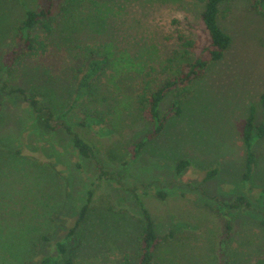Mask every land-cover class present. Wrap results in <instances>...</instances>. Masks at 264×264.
<instances>
[{
    "label": "rangeland",
    "instance_id": "374dc122",
    "mask_svg": "<svg viewBox=\"0 0 264 264\" xmlns=\"http://www.w3.org/2000/svg\"><path fill=\"white\" fill-rule=\"evenodd\" d=\"M46 1L0 0V93L2 83L9 86L0 138L7 143L13 140L9 146H15L16 154L21 151L16 155L0 149V194L7 197L0 198V208H5L2 219L18 222L17 213L9 216L7 206L18 208L23 220L30 219L24 206H39L42 213L32 225L36 231L31 236L45 233L53 241L62 240L88 203L90 191L87 220L76 235L80 245L67 241L77 264H123L127 257L137 261L140 200L160 236L175 232L159 247L160 264H218L224 257L229 264H257L264 258V198L257 202L264 189V139L254 145L258 164L253 177L250 183L243 181V130L252 108L256 125L264 124V16L254 9L252 0H233L222 6L220 23L233 39L231 47L187 92L170 93L161 102V115L169 119L166 129L138 157L133 145L153 134L155 125L135 105L128 109L123 101L135 96L152 67L164 78L161 68L170 57L181 64L180 32L195 39L204 37L203 6L197 0H95L104 12L96 10V27L81 33L79 47L113 45L117 53L130 55L128 59H134L139 70L118 78L115 96L120 97L118 109L123 108L125 116L120 122L115 114L113 127L107 124L113 128L112 135L102 136L100 127H77L82 120L80 110L64 120L95 144L91 158L80 155L64 128L52 132L40 127L30 117L24 99L12 94L24 88L41 94L45 108L62 112L70 107L72 70L85 55L80 49L70 46L5 67L19 45L17 28L26 10L43 8ZM177 99L183 109L179 116L172 112ZM183 160L190 165L179 174L177 165ZM214 169H218L216 177L206 180ZM241 196L249 206L242 205L227 216L219 212L222 202L233 203ZM11 263L16 264L15 259Z\"/></svg>",
    "mask_w": 264,
    "mask_h": 264
},
{
    "label": "trees",
    "instance_id": "16d2710c",
    "mask_svg": "<svg viewBox=\"0 0 264 264\" xmlns=\"http://www.w3.org/2000/svg\"><path fill=\"white\" fill-rule=\"evenodd\" d=\"M197 1L203 6L200 19L204 28V37L195 39L180 32L177 40L184 50L181 64L176 65L177 58L170 57L167 60L168 63L161 68L164 78L157 76L158 74L155 73L158 70L152 67L138 85L139 88L135 91V96L123 101L126 103L125 105H128V109H130V106L135 105L138 113L144 115L155 125L153 134L147 135L142 141L133 145V152L137 157L150 140L161 135L166 129L169 119L161 115V102L170 93L182 94L187 92L195 81L206 75L207 70L213 63L219 62L225 57L226 52L233 43L232 37L225 32L220 23L222 6L231 3L233 0ZM252 4L254 9L264 16V0H252ZM96 10L100 14V11H103L100 9L99 2L95 0H47L46 6L43 8L26 10L22 24L17 28L19 45L11 53L9 64L5 65L6 69H10L20 59H41L56 50L71 49L70 46L80 49L85 54L84 59L72 70L73 96L71 97L70 107L66 111L56 112L52 108H45L42 105V96L39 93L24 88H17L12 91L15 92L12 94L20 95L28 104L30 117L40 127H45L52 132L57 131L60 127L64 128L67 134L72 137V143L76 150L85 158L94 156L95 144L75 131L72 126L65 124L64 120L71 113L80 110L82 120L77 127L85 130L100 127L102 136L112 135L113 128H110L107 124L110 122L113 127L112 121H114L115 114L117 116L116 120H120V122L123 121L125 116L123 108L118 109L117 104L118 102L121 103L120 97L115 96V90H117V87L119 88L118 78L125 72L139 70L134 59H128L130 55L117 53L113 45L99 44L79 47L81 33H84L87 27H96ZM40 30L42 34H40ZM38 31L39 33H37ZM143 70L144 68H141V72ZM2 84L0 127L3 120L4 98L7 95L5 92L9 88L6 82ZM262 105L264 107V94L262 95ZM172 112L177 116L183 113L179 99L174 102ZM133 115L132 113L131 116ZM37 136H42L41 132H37ZM261 139H264V124L256 125V111L252 108L243 130V141L246 147L244 182L250 183L253 177L258 164L254 145L257 140ZM12 142L7 143L6 140L2 141L0 138V149L3 148L11 154H16L13 149L15 146L13 148L9 146ZM3 143L8 144V147H3ZM20 153L21 151L17 150L16 155ZM189 165L190 163L186 160L179 162L177 165L178 173L181 174ZM53 170L58 172L54 168ZM217 174L218 169L209 171L206 180L215 178ZM1 195L0 198L2 199L6 197ZM91 195L92 193L89 191L88 203L82 206L79 217L69 226L67 237L57 241H53L45 233L38 237L31 236L33 231H36L32 225L37 219H40L42 213L39 206L36 208L23 207L30 213V219L28 220L19 218L18 208H14L13 205L7 206L6 209L10 210L8 212L9 216L17 213L18 222L3 220L5 208H0V212H2V215H0V264H12L13 259H15L16 264L26 260L33 264H77L74 250L69 251L67 241H73L75 247L80 245V240L76 238V235L87 220ZM158 196L165 198V194L162 192H159ZM263 198L264 189L257 198V202H261ZM139 203L142 208L139 237L140 251L135 263L127 257L123 264H160L158 262L159 247L162 243L172 239L175 232L167 236H160L150 211L141 200ZM1 204L3 203L1 202ZM242 205L249 206L247 199L241 196L233 203L222 202L219 212L227 216L231 211L240 208ZM42 217H44V214ZM19 222H23L24 229L18 225ZM228 228L231 229L230 223ZM227 235L223 241V252L225 251L224 243L228 239L229 233ZM44 245L48 246L41 251V246ZM218 264H229L228 257H224ZM257 264H264V258L260 259Z\"/></svg>",
    "mask_w": 264,
    "mask_h": 264
}]
</instances>
